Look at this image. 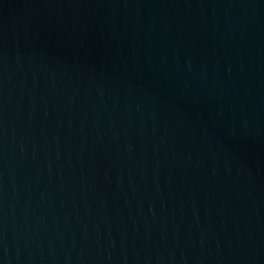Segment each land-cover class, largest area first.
Wrapping results in <instances>:
<instances>
[{
  "label": "water",
  "instance_id": "1",
  "mask_svg": "<svg viewBox=\"0 0 264 264\" xmlns=\"http://www.w3.org/2000/svg\"><path fill=\"white\" fill-rule=\"evenodd\" d=\"M0 264H264V0H0Z\"/></svg>",
  "mask_w": 264,
  "mask_h": 264
}]
</instances>
